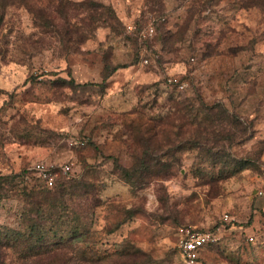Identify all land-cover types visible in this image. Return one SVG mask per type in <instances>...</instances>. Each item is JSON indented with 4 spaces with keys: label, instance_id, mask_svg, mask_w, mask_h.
<instances>
[{
    "label": "rangeland",
    "instance_id": "rangeland-1",
    "mask_svg": "<svg viewBox=\"0 0 264 264\" xmlns=\"http://www.w3.org/2000/svg\"><path fill=\"white\" fill-rule=\"evenodd\" d=\"M40 161L72 170L48 191ZM263 173L264 0H0V264H184L187 227L261 239ZM234 235L207 264H264Z\"/></svg>",
    "mask_w": 264,
    "mask_h": 264
},
{
    "label": "built area",
    "instance_id": "built-area-1",
    "mask_svg": "<svg viewBox=\"0 0 264 264\" xmlns=\"http://www.w3.org/2000/svg\"><path fill=\"white\" fill-rule=\"evenodd\" d=\"M129 30H133L132 26L128 27ZM155 30L150 27L148 30L149 35H153ZM80 145H85L84 141L79 142ZM34 174L37 176L39 183L47 188H53L61 176H69L72 170V166L68 164H62L58 166L50 165L47 162L40 161L34 164L31 168ZM262 187L257 190V196L264 201V173L262 175ZM225 221L231 222L229 216H225ZM224 228L219 227L215 231L200 230L193 227L180 228L178 249L181 259L184 264H207L203 258V250L213 248L223 238ZM247 244H256L262 241V237L257 238L255 235H247L245 239Z\"/></svg>",
    "mask_w": 264,
    "mask_h": 264
},
{
    "label": "trees",
    "instance_id": "trees-1",
    "mask_svg": "<svg viewBox=\"0 0 264 264\" xmlns=\"http://www.w3.org/2000/svg\"><path fill=\"white\" fill-rule=\"evenodd\" d=\"M61 81H63L64 83H70L71 85H75V83H74V81L73 80H69L70 82H67L66 80H61ZM18 180H20V182L21 183H24V184H26V182H27V177H26V174L24 173V174H19V175H16L15 176ZM61 180V179H60ZM60 180H58V182H57V184L53 187V188H47V187H44L45 189H47L48 191H51V190H53V189H56V188H58V187H60L61 186V181ZM70 181V180H69ZM27 186H28V184H26ZM49 197H51V196H47V199H49ZM1 234H3L6 238L3 240V241H0V244H4V243H7V242H9L10 240H8V237H9V234H7V232H4V231H2V232H0V235ZM12 236H16V237H20L21 235L19 234V233H13L12 232V234H11ZM1 239V238H0ZM6 241V242H5Z\"/></svg>",
    "mask_w": 264,
    "mask_h": 264
},
{
    "label": "crops",
    "instance_id": "crops-1",
    "mask_svg": "<svg viewBox=\"0 0 264 264\" xmlns=\"http://www.w3.org/2000/svg\"><path fill=\"white\" fill-rule=\"evenodd\" d=\"M251 230V229H250ZM250 230L248 229H244V230H236V229H233V228H231L228 232H225L224 233V235H223V237H225V235H230V234H235L234 235V237H237V238H239L240 240H242V242H244L245 241V239L244 238H242V236H243V234H245V237L247 236V235H253V234H251V232H250ZM264 235V234H263ZM261 236L262 237V243H264V236ZM246 242V241H245ZM247 244V243H246ZM247 245H249V244H247ZM263 250H261V252H262Z\"/></svg>",
    "mask_w": 264,
    "mask_h": 264
}]
</instances>
